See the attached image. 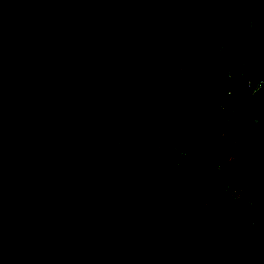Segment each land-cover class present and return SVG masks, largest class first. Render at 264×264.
I'll use <instances>...</instances> for the list:
<instances>
[{
  "label": "trees",
  "instance_id": "obj_1",
  "mask_svg": "<svg viewBox=\"0 0 264 264\" xmlns=\"http://www.w3.org/2000/svg\"><path fill=\"white\" fill-rule=\"evenodd\" d=\"M251 13L264 33V0H0V264H264Z\"/></svg>",
  "mask_w": 264,
  "mask_h": 264
},
{
  "label": "rangeland",
  "instance_id": "obj_2",
  "mask_svg": "<svg viewBox=\"0 0 264 264\" xmlns=\"http://www.w3.org/2000/svg\"><path fill=\"white\" fill-rule=\"evenodd\" d=\"M255 20H256L255 15L251 13L248 21L246 22L247 23L246 29L249 33L250 39H246L244 41V40H239L238 38L234 37L232 41V43L235 45L234 47L239 49L241 54L242 55L244 54L248 58L246 62L247 69L250 70L251 72H253L252 71V61L255 55L257 54V52H259L260 59L263 61L262 68L264 69V33L257 29ZM176 59L179 63L178 71L189 74L191 71V66H192L191 62L193 60L191 53L190 52L186 54L184 53L182 56L180 53L178 54L176 53ZM243 62H244V59H243ZM250 71H247V73L252 75ZM228 119L229 118L225 119V123L222 124L219 129H212L209 132H207L202 139V145L204 147H209V148H215L217 146L216 143L220 141L221 137H223L226 140L224 142L225 144L224 160L219 164V168H223V162L226 163L228 160H231V157L233 155V151L230 150V147H228V144L230 143V139H229L230 135H233L236 127L235 125H232V124L228 126L227 124L229 122ZM256 138L258 139L259 135H256ZM226 173H228V170L226 171ZM250 183H251L250 178H244L242 181H240L239 184L244 189H249ZM227 191L231 196L237 197L236 191L233 190L232 188H228ZM209 263H210L209 261H206L203 264H209Z\"/></svg>",
  "mask_w": 264,
  "mask_h": 264
},
{
  "label": "built area",
  "instance_id": "obj_3",
  "mask_svg": "<svg viewBox=\"0 0 264 264\" xmlns=\"http://www.w3.org/2000/svg\"><path fill=\"white\" fill-rule=\"evenodd\" d=\"M247 82L249 87H252V92L255 94L257 91H259L264 83L263 80H261L258 84H254L252 80V76L250 74L247 75ZM231 93V91H229Z\"/></svg>",
  "mask_w": 264,
  "mask_h": 264
}]
</instances>
